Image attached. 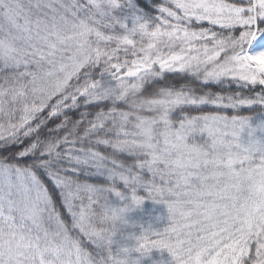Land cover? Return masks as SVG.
I'll return each mask as SVG.
<instances>
[{
    "label": "snow or ice",
    "instance_id": "obj_1",
    "mask_svg": "<svg viewBox=\"0 0 264 264\" xmlns=\"http://www.w3.org/2000/svg\"><path fill=\"white\" fill-rule=\"evenodd\" d=\"M0 264H264V0H0Z\"/></svg>",
    "mask_w": 264,
    "mask_h": 264
},
{
    "label": "trees",
    "instance_id": "obj_2",
    "mask_svg": "<svg viewBox=\"0 0 264 264\" xmlns=\"http://www.w3.org/2000/svg\"><path fill=\"white\" fill-rule=\"evenodd\" d=\"M149 207H150V205H149Z\"/></svg>",
    "mask_w": 264,
    "mask_h": 264
}]
</instances>
